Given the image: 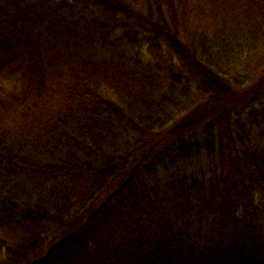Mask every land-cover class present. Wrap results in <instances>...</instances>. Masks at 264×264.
<instances>
[{
  "label": "trees",
  "instance_id": "1",
  "mask_svg": "<svg viewBox=\"0 0 264 264\" xmlns=\"http://www.w3.org/2000/svg\"><path fill=\"white\" fill-rule=\"evenodd\" d=\"M0 264H264V0H0Z\"/></svg>",
  "mask_w": 264,
  "mask_h": 264
},
{
  "label": "rangeland",
  "instance_id": "2",
  "mask_svg": "<svg viewBox=\"0 0 264 264\" xmlns=\"http://www.w3.org/2000/svg\"><path fill=\"white\" fill-rule=\"evenodd\" d=\"M217 21V14H214V15H209L206 17H204L203 15H200V18H199V23H203V27L201 28V31H203L204 33H206L207 35H211L212 32H213V29L209 26V27H206V23L208 24H215ZM244 74L245 75V72H243L242 69H239V73L237 72V74L240 76V74ZM257 76V73H253L250 75V77L248 79H250L249 81V85L252 84V80ZM243 78H246V77H243Z\"/></svg>",
  "mask_w": 264,
  "mask_h": 264
}]
</instances>
